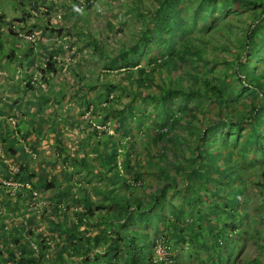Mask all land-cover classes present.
Instances as JSON below:
<instances>
[{
  "label": "rangeland",
  "instance_id": "obj_1",
  "mask_svg": "<svg viewBox=\"0 0 264 264\" xmlns=\"http://www.w3.org/2000/svg\"><path fill=\"white\" fill-rule=\"evenodd\" d=\"M19 1L24 2L25 0H0V13L6 11L8 15L17 13L20 16L24 8L17 3ZM73 1L58 0L60 9L65 7V14L61 13L59 8H54L56 5L53 2V9L51 10L53 13H50V15H56L55 21L59 20V22L53 23L61 27L59 31L53 33L51 40L43 35L45 41L49 39L55 41V43L66 42L71 44V47L73 46L58 58L60 63L64 60L67 64L63 63L65 69L58 72L60 74L55 78L54 90L47 92L48 95L43 94V96L49 98L48 101L52 104L36 102L37 109L34 108L33 111L28 112L29 118L25 115V122L30 123L29 127H25L23 124L18 126L20 135L26 131L36 134L30 146L36 142L35 145L39 147L42 143V147H39L37 152L38 155H43L41 158L43 162L40 163L41 171L38 173L40 175H36L35 179L43 178L46 183L44 182L40 190L35 191L38 193V197L31 195V192L28 191H21L20 193V188L16 192H10L0 186V218L2 217L4 225L8 226L7 231L16 224L23 225V231L19 229L20 234H17H19L23 244L31 246V249H28L29 253L37 251L36 246L45 249H43L45 257L41 262L42 264H88L87 261L83 262L82 253H74L72 249L66 247L61 248L65 239H57L54 232L52 233L54 222H64L62 225H65L66 222L78 221L79 212H85L89 207L96 210L99 208L102 211L100 213L105 211L106 215H109L106 208L110 202L107 200L106 195L104 199L101 191L102 189L105 190L106 185V188L115 190L116 197L124 194V186L118 185L121 181L122 161L127 153L133 155L134 150L136 151V147L131 145V141L127 142L125 139L130 135L133 137L136 133L135 129L150 131L149 127L144 129L146 123L141 122L142 119L134 115L127 118L124 124L127 128L125 127L122 133L116 132L114 118H117L116 114L121 111L122 106L130 102L132 93L127 90L114 99L112 96L119 93V89L114 88V91L109 93L108 98L105 99V95L101 91V85H104V82H116L119 80V72L129 70L124 66L125 62L118 54L122 49L127 50V55H130L128 63L131 64L133 53L130 47L136 42L140 34L139 30L146 27L145 20L139 18L140 15L137 9L144 11V16L150 18L155 8L154 0H92L94 2L86 5L80 12H75L74 7L76 4ZM66 3H69V6H65ZM25 10H27V7ZM242 12H244L242 17L246 19L247 25L252 20L254 10L248 7L246 11ZM241 14L224 13L222 18L215 21V25H224L228 30L232 28V36H235V41H225L222 45L224 49H220L218 52L225 56L230 63L236 61L237 48L243 41L234 33L237 27L243 28V23L239 20ZM43 21H46V19L41 22ZM224 21L233 25L223 24ZM199 23L198 20L195 24H192L190 20L189 23H185L183 26L193 25L194 34H207L208 30L201 29ZM88 32H91L92 35ZM240 34L242 35V32ZM6 38L5 33L1 32L0 59L2 60H0V63L3 65L2 67L13 70L15 65L19 63L24 65L26 62L31 63L34 58H38L39 54L35 50L31 52L27 50V53H25V50L30 48L26 40L11 36V39L6 42ZM42 47L47 51L52 49V45H48V43H45ZM73 49L75 50L73 51ZM210 51H217L212 44L205 48V52ZM143 60L144 58L141 55L136 59L140 64L146 65ZM43 62L39 64L42 65ZM225 66L229 68L230 65L226 64ZM78 67H80V70L76 72ZM252 71H254V68L249 70L250 74H253ZM199 72L203 73L202 70H199ZM255 73L257 72L255 71ZM24 74L26 73L24 72ZM36 74L38 75V72ZM166 79H168L167 76ZM69 82L71 86L78 89L74 90L75 94L71 91L72 88L69 87ZM252 82H256V79H252ZM164 86L166 92L170 85L167 83ZM65 90L66 93H60V91ZM236 90L239 94L235 96L236 102L231 103V105L238 106L239 109V107H242V102L248 101V92L242 91L240 88H236ZM39 95H42V91L35 87L30 96L22 97H30L34 100ZM59 98H62L63 102L60 105L55 104V100ZM177 99H179L178 102L167 104L164 92L157 93L156 100L158 103L156 109L166 110L170 108L171 113L180 114V109H185L183 106L185 101L180 100V96ZM106 103L111 106V115L110 111L104 108ZM152 108L153 102L148 101L147 105L142 107L140 111L145 116ZM182 114V117L189 119L190 114L186 109L182 111ZM162 115L164 114H160L159 117ZM148 117L149 119L153 118L152 115H148ZM261 117L264 116L258 117L256 125L260 129L258 139L264 142V119ZM61 118L62 120H60ZM168 118L170 119V116ZM41 123H45V128H42V130ZM226 130L227 133L224 135V139L228 142V145L225 146L224 142L214 137L215 140H211L213 143L208 147V154L200 156V162L199 158H197L198 162L193 160L197 164L195 166L201 167L199 171L193 172L191 176H187L184 180L178 179L177 184L181 186L184 183V188L175 190V186H167L163 189L160 182L161 178L157 182L158 179L154 177L153 172L150 174L151 182L157 184L155 185L159 191V200L153 195L142 196L139 205L145 219H139L140 221L134 223L133 229L138 232L133 233L130 239L132 244L130 249H135L136 256L146 260L147 263L145 264H161L156 256H153V259L149 261L148 255L153 254L150 239L154 237V234L158 233L159 236L161 231L171 237L178 224L182 229L184 228L181 235L185 237L186 242H191V247L187 242L188 248L191 250L184 251L183 256H181L182 264H191L188 263L190 253L193 254L194 259H198L197 261L204 260L205 264H219L220 262H224V264H229L228 262L234 264H245L244 262H246L250 264L253 260H256L258 264H264V188L262 185L257 184L259 181L264 183L262 177L264 149L261 151L257 147L251 148L246 153L247 157L241 161L240 157L232 151L242 146L248 136H246L247 129L241 131L238 140L231 136L234 127L230 131L227 127ZM178 131L183 133L184 136L190 135V137L196 136L199 132L194 127H185L183 131ZM4 132L5 135L8 132L7 141L24 152L23 146L21 144L20 146L17 145L18 133H10L9 127ZM108 134H113L111 140L106 139ZM43 135H46V140L41 141ZM210 137L213 138V136ZM60 138L61 145L55 148L56 146L51 141L56 142ZM249 141L250 137L246 139V143H249ZM111 151L114 153L112 161L108 162L109 167L105 169L101 156L105 152L110 153ZM56 152H59L58 156H56ZM144 154V152L141 153L142 158H144ZM31 156L32 153L26 154L24 152L22 157L23 160H26ZM28 160L30 163H35V159L28 158ZM52 160L59 166L74 167V172L70 175L71 179L68 183V188L71 190L69 196L66 193L68 189L65 191L62 183L59 187H56L58 190L53 189L51 186L46 187L47 178L53 179L56 177L51 173H45V166L49 169L56 166V164L55 166L51 164ZM207 160L211 164L205 167L208 169H203L202 163L207 162ZM235 160H237V164ZM11 163L13 164V162ZM35 170L33 169V172ZM59 177L65 178L63 175ZM4 178L5 176H0V181ZM114 179L117 183L115 185H113ZM64 180L66 181V179ZM250 181H253V183L250 184ZM70 186H74L76 196L72 193ZM25 192H27V195ZM135 195L133 193L131 196L132 205L134 206L138 205L136 201L140 198ZM57 198L58 207L55 204ZM87 198L92 201L89 205L82 202ZM51 204L53 205L51 206ZM109 211H114V216L120 218L121 215L117 212L119 211L117 206ZM179 211L181 214L178 215L182 219L181 222L176 224L174 219ZM235 213L240 215H237L233 221L228 220V218L231 219L230 214ZM135 214L138 213L135 212ZM16 218L17 220H15ZM18 219L20 220L18 221ZM106 220L107 222L108 220L111 221V218L107 217ZM225 222L229 226H224L223 223ZM103 225L107 227L110 224L104 222ZM16 230L17 228H15ZM2 232L0 231V235ZM111 236L114 235L111 234ZM7 244L10 245L8 240H0L2 249L6 248ZM95 252L100 256L101 264L103 262L109 264L112 256L102 255L101 253H104L102 248L96 249ZM4 253L6 254V252ZM206 256L208 257L207 260Z\"/></svg>",
  "mask_w": 264,
  "mask_h": 264
},
{
  "label": "trees",
  "instance_id": "obj_2",
  "mask_svg": "<svg viewBox=\"0 0 264 264\" xmlns=\"http://www.w3.org/2000/svg\"><path fill=\"white\" fill-rule=\"evenodd\" d=\"M39 3L46 6V13L50 15L53 7L52 0H36L34 6L37 7ZM154 3L155 8L150 18L144 16V11L137 9L140 15L139 18H144L146 27L139 30L140 34L136 42L130 47L133 53L131 64L128 63L130 55H127V50L122 49L118 54L124 60V66L129 70L119 72V80L116 82H104V85H101V91L105 95V99L108 98L109 93L114 91V88L119 89V93L112 96L114 99L127 90L132 93L130 102L125 103L121 111L116 114L117 118H114L116 132L122 133L125 130L126 126L124 124L127 118L134 115L140 117L141 122L146 123L144 129L145 127L150 128V131L135 129L134 136L131 137L130 135L125 139L127 142L131 141V145L136 147V151L134 150L133 155L127 153L122 161L121 167L123 169L120 171L121 181L118 185L124 186V194L116 197L115 190L108 189L105 185V190L102 189L101 194H103L104 199L106 195L107 200L110 202L106 208L109 215H106L105 211L100 213L102 211L99 208L96 210L89 207L87 211L79 212L78 221L66 222L65 225H62L64 222L55 221L52 227V233L54 232L57 239H65L61 248L66 247L72 249L74 253H82L83 262L87 261L88 264L100 263V256L95 252L98 248H102L104 251V253H101L102 255L112 256L109 264L147 263L143 258L136 256L135 249H130L132 245L130 239L133 233L138 232L133 229L134 223L145 219L139 205L142 196L153 195L159 200L157 184L152 183L149 178L152 172L154 177L158 179L157 182L161 178L160 182L163 189L167 186H175V190L184 188V183L181 186L177 184L178 179L184 180L187 176H191L193 172L199 171L201 167L195 166L197 164L193 160L195 162L199 160L200 162V156L208 154V147L213 143L211 140H215L214 137L224 142L225 146L228 145V142L224 139L227 127L229 131L234 127L231 136L237 140L241 136V131L247 129L246 136L248 135L247 138L250 137L249 143H246L247 138H245L242 146L232 151L240 157L241 161L247 157L246 153L251 148L257 147L261 151L264 149V142L258 139L260 129L256 125L258 117L264 116V0H154ZM248 7L253 9L254 13L252 20L246 25V19L242 17L244 12L242 11H246ZM224 13H242L239 20L242 21L243 28L237 27L234 33L243 41L237 48L238 56L234 63H230L225 56L218 53L220 49H224L222 45L225 41H235V36H232V28L228 30L224 25H215V21L222 18ZM190 20L192 24L199 20L200 28L208 30V33L194 34L193 25L183 26L185 23H189ZM223 24L231 26L232 23L224 21ZM240 32H242V35ZM88 33L92 35L91 32ZM210 44L214 45L217 51L205 52V48ZM200 45L202 47H199ZM139 55L143 56V61L146 62L147 66L140 64L139 60L136 61ZM43 64L44 66L40 70L42 83L45 84L46 89L53 90L55 86L53 75L57 73L56 70L58 71L61 65L58 64L51 53L46 54ZM223 64L230 66L227 68ZM251 68H254L253 74L249 72ZM199 70H202L203 73H200ZM166 76L168 79H166ZM251 78L256 79V82L253 83ZM164 83L170 85L166 92L164 90L166 84ZM235 86L248 92V101L242 102V107H239V109L238 106L231 105V103L236 102L235 96L239 94ZM71 88L73 93L74 90H78L75 86H71ZM162 91L167 104L178 102V96H180V100L185 101L183 106L190 114L189 119L182 117V111L185 110L183 108L179 111L181 115L175 114V112L171 113L170 108L166 110L156 109L158 103L156 100L157 93H162ZM148 101L153 102V108L144 116L140 110L147 105ZM104 108L110 111V115L112 114L109 103H106ZM160 114L164 115L159 117ZM148 115H152L153 118L149 119ZM168 116H170V119ZM261 118L264 119V117ZM185 127H194L199 132L193 137H190V135L184 136L178 130L183 131ZM210 136H213V138ZM112 137L113 134H108L106 139L111 140ZM142 152L145 153L144 158L141 157ZM113 154L112 151L110 153L105 152L104 156L101 157L105 169H108V162L112 161ZM186 155L187 157H185ZM197 158L199 159L197 160ZM235 161L237 164V160ZM208 164H211L208 160L202 163V168L208 169L205 168ZM3 167L1 164L0 175L20 179L31 185L30 188L21 187L20 193L21 191L31 192L32 189L38 188L40 190V187H43L46 181L43 178H40L42 179L41 182L37 181L31 170L21 168L11 172L6 167L5 172H3ZM262 177L264 179V171ZM54 179L47 178L46 187H59L61 183L57 184ZM113 181V185L117 184L116 179ZM252 183L253 181H250V184ZM257 184L262 185L264 188L263 182L259 181ZM25 193L27 195V192ZM133 193L136 194L135 196L140 197L136 201L138 203L136 206L132 205L131 201ZM82 202L89 205L92 201L87 198ZM115 206L119 208V211H117L121 215L119 219L114 216V211H109L114 209ZM135 212L138 214H135ZM178 214H181V212L179 211L175 216L174 221L176 224L181 222L182 219ZM237 215L240 214H230L231 219L228 218V220L233 221ZM107 217L111 218V221L108 220L109 223L106 220ZM3 220L1 217L0 231L3 232L0 235V240H8L10 245L7 244L8 246L6 245V248L3 249L0 245V264H42L45 249L36 246L38 250L29 253L28 249H31V246L23 244L19 236V229L23 231V225L16 224L7 231L8 229L5 228ZM104 222L110 225L106 227L103 225ZM223 225L229 226L226 222ZM15 228H17L16 231ZM183 229L178 224L173 235L174 233L181 234L184 231ZM114 230L115 232H113ZM111 234L114 236H111ZM157 238H162L167 244V242L169 243L168 239L171 237L162 231L159 236L158 233L154 234V237L150 239L153 254L148 255L149 261L153 259ZM93 254L95 255L93 256ZM171 257L175 264H182L179 254L175 256L171 252ZM92 259H94L93 262ZM188 263L205 264L206 262L204 263V260H193ZM161 264H165V262L162 261ZM250 264L258 263L253 260Z\"/></svg>",
  "mask_w": 264,
  "mask_h": 264
},
{
  "label": "crops",
  "instance_id": "obj_3",
  "mask_svg": "<svg viewBox=\"0 0 264 264\" xmlns=\"http://www.w3.org/2000/svg\"><path fill=\"white\" fill-rule=\"evenodd\" d=\"M35 1L36 0L27 1L26 5L29 8H27V10H25V8L27 6L26 7L23 6L24 9L22 10V12L24 13V15L26 17H28L29 14H31L32 17L27 19V20L22 19L21 22L23 23V25L22 26L19 25V29H16V23L15 22H14V24H15V31L21 30V33L19 32V36H20L19 39L20 40H22V39L26 40L28 45H30V48L26 49L25 53H27V50L29 52L35 50L39 54L38 58H34L33 61H31V63L26 62L24 65L22 63H19L18 65H15L13 70H8V68L2 67L3 65L0 63V168H1V164H2V167L4 164L3 172H5L6 167H8V169L12 170L13 172H15L14 171L15 169H21V168L26 169V170H31V171H33V169H36L32 173L34 175H40L38 173H40L39 171H41L40 163L43 162V161H41V158L43 155H41V154L38 155L37 150L39 147H42V143H41V146H39V147H37L35 145L36 142H34V144L32 143V146H30L31 141H33L36 137V134L34 132L26 131V132H23L22 135H18L17 137L19 140H18L17 145L20 146V144H21L23 146L22 148L24 149L23 151L26 154H29V153L33 154L31 157H28V158L35 159L34 164L30 163L28 160L23 161L22 156H24V152L20 151L16 145H13L11 142L6 140L8 132L5 135L4 131L7 127H9V122L7 119L9 116H11L17 123L20 122L21 124H23V126L29 127L30 123L27 124L25 122L26 121L25 119H26V116L28 118L30 117L29 115H27L29 111H33L34 108L37 109L36 102L39 101V102H47L49 105L52 104L48 101L47 96H43V94L48 95L47 92H50V89H43V88L39 87V85L36 82H33V77L35 76V74L37 72L39 74H41L40 70H41V67L43 64L41 65L39 63L43 62V60L45 62L46 55H43L44 53L45 54H48V53L53 54V57L56 58V61L58 62V64L61 65V66H59L58 71L56 70L57 74L53 75L54 77H58V75L60 74L58 72H60L61 69H65L63 67V63L65 65L67 64L64 60L60 63V60L58 58H60V56L62 54H65L67 50H69L70 48H73V46L71 47V44L66 43V42L55 43V41H50L51 36H49V34H47V33L45 34V36L48 37L50 40L47 38L48 40L45 41V37L43 36V33H45L46 30L49 29V31L52 32L55 29L56 30L60 29L61 26H56V24L53 23V22H55V23L59 22V20L55 21L56 17H54L53 15L51 16L50 19L41 22L44 19L42 17L43 12L40 10V4H38L37 7L34 6ZM67 1H69V0H66V2ZM53 2L56 5V7H54V8H59L61 13L65 12V7L63 9H60V3L58 2V0H54ZM53 2H52V4H53ZM65 6H69V3H66ZM45 10H46V6H45ZM72 10H73V8H72ZM50 13H53V12L50 11ZM47 18H48V15H47ZM34 29L39 31L41 34V37L43 40H40V42H39V40H37V38L29 40ZM26 34H28V35L25 38L24 35H26ZM10 39H11V36L9 34H7L6 42H8ZM45 43H48V45H52L51 51H47V50H45V48L42 47ZM66 44H68L67 47H65ZM74 50L75 49H73V51ZM73 51H72V53H73ZM41 55H43L42 56L43 58L40 57ZM8 56L10 57L11 55H8ZM0 60H2V59H0ZM79 70H80V67H78L76 72H78ZM24 72L26 74H24ZM29 72H30V74H28ZM81 75L83 76L82 72H81ZM70 86H71V83L69 82V87ZM35 87L38 89H41V91H42V95L37 96V99L33 100L30 97H27V98L22 97V96H30L31 92L34 91ZM67 87H68V85H67ZM71 91H73V90H71ZM66 92H67L66 90L60 91V93H63V94ZM44 98L46 99V101ZM62 102H63L62 98L55 100V104L60 105V103H62ZM49 109H50V107H49ZM60 120H62V118ZM42 128H45V123L44 124L41 123V130H42ZM59 135H60V133H59ZM45 136L46 135H43L41 141L46 140ZM60 141H61V138L58 139V141H56V142L53 140L51 142L53 145L56 146L55 148H57V147H59V145H61ZM33 151H35L36 154H34ZM58 155H59V152H56V156H58ZM11 162H13V164ZM51 164L53 166H55L56 162L54 160H52ZM32 165H34V166H32ZM69 168L65 167V166H59L58 164H56V166L53 167L52 169L46 168V166H45V169H46L45 173L46 174L51 173L52 175H55L56 177H55L54 181L57 184L62 183L65 191H66V189H68L66 191L67 196H69L71 194V190L68 188V186H69L68 183H69V179H71L70 175L72 174V172H74V167H71L70 169ZM0 174H1V170H0ZM62 175L65 176V178L59 177ZM64 179H66V181ZM37 181L41 182L42 179L39 178V179H37ZM60 181H62V182H60ZM52 188L57 189L54 187H52ZM70 188L72 189V193L76 196L75 191H74L75 190L74 186H70ZM17 190H19V189H17ZM55 204L58 206V198L56 199ZM11 218H13V217H11ZM15 220H17V218ZM19 220L20 219H18V221ZM176 235H177V237H175ZM170 241H173V242L170 243ZM187 242H189V241H187ZM187 242H186L185 237L183 235L176 233V234L171 236L169 243L167 244V247H168V250H170L173 254H175V256L177 254H179L180 256H183V252L189 251V249H190V248H188L189 246H188ZM189 245L191 247V242H189ZM185 249H187V250H185ZM204 255H206V254H204ZM207 259H208V257L206 256V260ZM193 260L197 261L198 259H194L193 254L190 253L189 261H193ZM228 263L234 264L232 262H228ZM219 264H224V262L223 263L220 262Z\"/></svg>",
  "mask_w": 264,
  "mask_h": 264
},
{
  "label": "clouds",
  "instance_id": "obj_4",
  "mask_svg": "<svg viewBox=\"0 0 264 264\" xmlns=\"http://www.w3.org/2000/svg\"><path fill=\"white\" fill-rule=\"evenodd\" d=\"M27 1H32V0H25L24 2H22V1H19V2H17V3H19V5H21L22 7L23 6H27L26 5V2ZM34 1V0H33ZM24 4V5H23ZM40 4V3H39ZM14 7H16V6H14ZM33 7V6H32ZM27 8H29L28 6H27ZM15 9V8H14ZM40 10L43 12V15H42V17L44 18V19H46V20H48V19H50V16H52V15H48L47 13H46V10H45V6H43V4H40ZM74 10H75V12H80V11H82L83 9H80V8H78L77 7V5L74 7ZM23 12L21 11V15L20 16H18V14L17 13H14L13 15H8V13H6V11H2V13H0V34H1V32H4L5 33V35H6V37H7V34H9L10 36H16L17 38H20V36H19V32L21 33V30H16L15 31V24H14V22L16 23V29H19V25H23V23L21 22V20L22 19H25V20H27V19H29V18H31L32 17V15L31 14H29V16L28 17H26L25 15H24V13L22 14ZM47 15H48V18H47ZM55 14H53V16H54ZM54 17H56V15L54 16ZM20 18V19H19ZM17 20H20V21H17ZM55 31H59V29L58 30H54V31H52V32H50L49 31V29L48 30H46L45 31V33H43V35H45L46 33L47 34H49V36H51L52 37V35H53V33L55 32ZM32 32V31H31ZM29 34V33H28ZM28 34H26V35H24L25 36V38H26V36L28 35ZM35 38H37V40H39V42H40V40H43L42 39V37H41V34H40V32L39 31H37V30H33V32H32V35H31V37L29 38V40H32V39H35ZM44 66V64L42 65V67ZM41 67V68H42ZM62 68V67H61ZM57 74V73H56ZM42 74H39L38 73V75L37 74H35V76L33 77V82H36L39 86H41V88H43V89H46V87H45V84L44 83H42L43 82V80H42ZM56 78V77H55ZM44 85V86H43ZM55 87V86H54ZM8 122H9V131L11 132V133H18V135H20V131L18 130V126H19V124H21L20 122H16L11 116H9L8 117ZM22 135V134H21ZM32 150V149H31ZM33 153L34 154H36V152L35 151H33ZM33 155V154H32ZM102 156H104V154L102 155ZM101 156V157H102ZM26 160H28V159H26ZM26 160H23V161H26ZM29 161V160H28ZM17 169H15L14 171H16ZM9 171H12V170H9ZM31 172H33V171H31ZM0 176H2V175H0ZM36 176V175H35ZM6 179H11V180H13V181H16V182H19V183H21V184H23L22 186H18L17 188H15V189H12V188H10V187H7V186H4L3 184H2V182L0 181V186H2L3 188H5V189H8L10 192H13V191H16L17 189H19V188H21V187H26V188H30L31 187V185L29 184V183H27V182H23L22 180H20V179H12V178H7V177H5ZM33 178V177H32ZM37 190H39V188L38 189H32V191H31V195H34V196H36V197H38V193L37 192H35V191H37ZM39 200V199H38ZM38 204H40V202H38ZM8 226H6L5 225V228H7ZM159 242H162V244L165 246V250H166V258L167 259H159V257H158V255H157V253H156V246H157V244L159 243ZM167 244H168V242H167ZM167 244L164 242V240L162 239V238H157V240H156V243H155V246H154V256H156L157 258H158V261H160V262H162V261H164L165 262V264H169L170 262H168V260H170L171 262H172V264H175V261L174 260H172L171 258V251L170 250H168V247H167Z\"/></svg>",
  "mask_w": 264,
  "mask_h": 264
},
{
  "label": "built area",
  "instance_id": "obj_5",
  "mask_svg": "<svg viewBox=\"0 0 264 264\" xmlns=\"http://www.w3.org/2000/svg\"><path fill=\"white\" fill-rule=\"evenodd\" d=\"M73 2L77 5L78 8L84 9L86 7V5H88L90 3H93L94 1H92V0H74ZM67 45L68 44H66L65 47H67ZM1 182H2L3 185H5L7 187H10L12 189H15L18 186H22L23 185V184H21L19 182L13 181L11 179H6V178L2 179ZM156 253H157L159 259H167L166 258L165 246L162 244V242H159L157 244ZM168 262H170L169 264H172V262L170 260H168Z\"/></svg>",
  "mask_w": 264,
  "mask_h": 264
}]
</instances>
